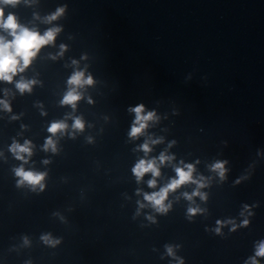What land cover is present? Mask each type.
<instances>
[{"label": "clouds", "instance_id": "obj_1", "mask_svg": "<svg viewBox=\"0 0 264 264\" xmlns=\"http://www.w3.org/2000/svg\"><path fill=\"white\" fill-rule=\"evenodd\" d=\"M21 0H0V5H12L15 6L19 4ZM64 12V8H59L57 11L48 17V22L56 20L59 16H61ZM0 30H3L11 37L8 39L4 35H0V81L12 83L14 81V77L18 74L23 73L36 58L41 48L46 45L52 44L57 34L61 31L60 28L54 27L50 28L43 34L35 29H30L26 26L21 25L18 22L17 17L14 14H8L5 17L4 8L0 7ZM65 46L61 45L62 51ZM62 54V53H61ZM75 63V61L73 62ZM36 81H28L21 79L16 82V88L21 92H30L33 84ZM93 83V79L91 76L85 77V73L83 71H76L68 80L69 90L66 92L63 100L61 101L64 105H69L73 109L76 108L77 102L82 98L81 93L78 91L79 88L84 87L85 85H91ZM0 105H3L4 109L7 111H11V107L7 100H0ZM130 111L135 113V121L131 127L129 132V136L132 138H136L144 133V130L148 127L150 121H154L157 119L155 112H145L144 105H138ZM85 125L81 118L77 117L74 119L72 124V128L78 131H82ZM68 128V125L63 121H57L51 123L48 128V132L51 136L46 140L44 145V149L51 150L52 152L57 151L56 142L51 137L56 136L58 133H63ZM159 141H152L151 143H158ZM141 149L145 152V154L151 151L150 144L145 142L141 145ZM10 150L15 154L16 158L19 160H25V154L27 156L32 155V146L30 141H26L23 145L18 143H13ZM173 157L166 156L165 154H161L159 157V163L163 164L166 161L172 160ZM48 163V161H45ZM213 170L217 171L221 179L225 176V166L224 162H217L213 166ZM133 174L135 175L137 181L143 179V177L151 173L153 179L148 181V185L150 188H155L157 185L156 178L160 176V167L157 163L156 159H140L136 165L132 169ZM176 177L171 179L170 182L160 188L159 191H155L152 193H145L144 200L147 201L151 206L159 213H167L170 204H166L165 202L168 200L169 193L174 192L176 189L188 183L197 184V190L192 194L185 193V197L188 200H192L194 196H200L201 199H206V196L199 191V188L205 186L201 180H196L193 177L194 166L188 164L184 167L175 168ZM15 174L19 177L18 184H28L32 186L33 190L38 186L41 191L44 189L43 181L45 179L46 173L35 172L31 170H25L23 167H19L15 169ZM140 207H144L143 204ZM201 211L199 208L188 209L189 218L194 216L197 212ZM149 219H152L149 217ZM218 225H222L224 222L218 221ZM231 223V221H229ZM249 223L248 220H244L242 226H247ZM235 225L233 226V231L235 230ZM216 232H220V228H216ZM42 239L45 243L55 245L59 241H54L50 239L49 236H43ZM167 252L169 255H173L172 247H167ZM264 258V241H261L257 244L255 255L250 258L248 264H259V260L257 258ZM182 264V261H181Z\"/></svg>", "mask_w": 264, "mask_h": 264}]
</instances>
